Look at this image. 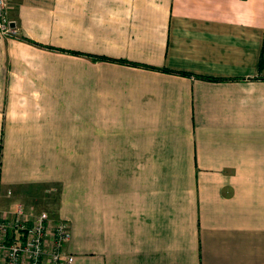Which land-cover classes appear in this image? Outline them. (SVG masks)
<instances>
[{
  "label": "crops",
  "instance_id": "1",
  "mask_svg": "<svg viewBox=\"0 0 264 264\" xmlns=\"http://www.w3.org/2000/svg\"><path fill=\"white\" fill-rule=\"evenodd\" d=\"M9 10L0 209L58 185L72 264H264V0Z\"/></svg>",
  "mask_w": 264,
  "mask_h": 264
},
{
  "label": "built area",
  "instance_id": "2",
  "mask_svg": "<svg viewBox=\"0 0 264 264\" xmlns=\"http://www.w3.org/2000/svg\"><path fill=\"white\" fill-rule=\"evenodd\" d=\"M7 9L8 0H0V34L11 37L18 28ZM69 239V224L46 211L28 210L21 201L0 209V264H72L74 256L65 251Z\"/></svg>",
  "mask_w": 264,
  "mask_h": 264
},
{
  "label": "rangeland",
  "instance_id": "3",
  "mask_svg": "<svg viewBox=\"0 0 264 264\" xmlns=\"http://www.w3.org/2000/svg\"><path fill=\"white\" fill-rule=\"evenodd\" d=\"M11 2L12 0H8L7 10H9ZM22 192H23L22 194L25 195L24 200L26 203V209L28 210L32 209L34 212L46 211L53 216V213L55 212L58 205V197L60 192L58 185L51 184V185L29 186L23 188ZM57 220H63V219H57Z\"/></svg>",
  "mask_w": 264,
  "mask_h": 264
},
{
  "label": "trees",
  "instance_id": "4",
  "mask_svg": "<svg viewBox=\"0 0 264 264\" xmlns=\"http://www.w3.org/2000/svg\"><path fill=\"white\" fill-rule=\"evenodd\" d=\"M102 58V57H101ZM264 63V61H260V66H261V64H263Z\"/></svg>",
  "mask_w": 264,
  "mask_h": 264
}]
</instances>
